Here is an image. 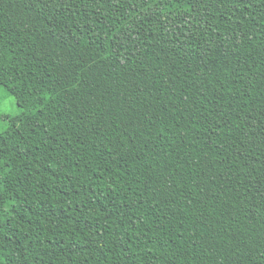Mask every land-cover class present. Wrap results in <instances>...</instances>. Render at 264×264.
Instances as JSON below:
<instances>
[{
  "label": "trees",
  "instance_id": "1",
  "mask_svg": "<svg viewBox=\"0 0 264 264\" xmlns=\"http://www.w3.org/2000/svg\"><path fill=\"white\" fill-rule=\"evenodd\" d=\"M0 264H264V0H0Z\"/></svg>",
  "mask_w": 264,
  "mask_h": 264
},
{
  "label": "rangeland",
  "instance_id": "2",
  "mask_svg": "<svg viewBox=\"0 0 264 264\" xmlns=\"http://www.w3.org/2000/svg\"><path fill=\"white\" fill-rule=\"evenodd\" d=\"M22 109L18 106L15 96L11 95L3 86L0 85V112L3 116L15 117L22 113ZM10 121L0 119V134L5 132Z\"/></svg>",
  "mask_w": 264,
  "mask_h": 264
}]
</instances>
